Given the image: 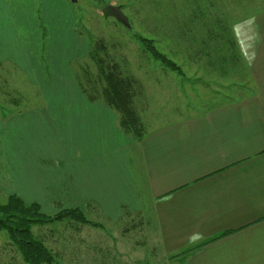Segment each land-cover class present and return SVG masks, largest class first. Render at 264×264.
Instances as JSON below:
<instances>
[{"label":"crops","instance_id":"0c3cea01","mask_svg":"<svg viewBox=\"0 0 264 264\" xmlns=\"http://www.w3.org/2000/svg\"><path fill=\"white\" fill-rule=\"evenodd\" d=\"M2 5L0 66H12L0 68L3 202L16 196L48 216L77 209L92 222L87 215H95L97 226L67 223L78 231L67 237L82 244L92 238L96 263L142 264L159 255L177 264H264V13L234 24L253 93L201 113L183 100L174 118L168 113L158 125L144 124L137 139L121 127L119 111L83 89L78 68L59 47L50 44V62H31L15 3ZM90 58L89 52L83 63ZM14 66L9 91L2 70ZM152 66L136 78L142 118L154 116L167 77L173 82L171 70ZM174 82L178 96L188 97L185 82ZM107 226L113 237L102 234ZM32 232L55 262L68 260L60 239L46 243L58 232L38 226Z\"/></svg>","mask_w":264,"mask_h":264},{"label":"rangeland","instance_id":"374dc122","mask_svg":"<svg viewBox=\"0 0 264 264\" xmlns=\"http://www.w3.org/2000/svg\"><path fill=\"white\" fill-rule=\"evenodd\" d=\"M4 1L0 0V10H4L2 5ZM8 1L14 2L17 8L16 14L21 22V25H19L21 27L20 37L25 42L24 49L27 47V51H29L31 62L35 64L39 60L50 62V59L52 60L54 56V49L51 47H59L58 51L63 50L64 59L69 56L78 68L74 74H76L82 87H86L88 78L99 80L98 66L100 64L95 61L96 59L100 60L101 55H103L102 59L105 60V62L102 61L105 67L106 65L112 66V63L117 65L120 63L128 75L131 74L141 80L147 68L153 70L152 65H160L161 62L152 59L151 55L136 40L135 36L154 40L156 48L175 64L176 69L172 71L166 67L173 73V82L168 77L164 81L166 90L160 95L158 94V97L155 98L156 101L153 102L155 108V111H153L154 116L140 117L142 126L148 122L158 125L167 119L168 113L174 118L175 110L172 111V109H179V112H181V109L185 107L183 100L187 105L194 106L198 112H202L222 103L234 101L255 91V85L249 81V75H244V72L247 73V66L242 63V60L235 64L232 61L224 62L223 59L217 57L206 56L202 61L196 58L192 59L188 55L190 52H188L184 41L180 37L182 35L180 28L182 27L183 18L189 10L195 7L212 5L216 8L213 11L214 18L222 14L224 16L229 15V23H232L230 26L235 37L234 24L239 20L251 18L256 12L257 15L264 13V0H77L76 3H72L71 0H69L70 3H67L66 0H62L60 3L56 0L53 2L40 0L38 5L35 0ZM108 6L120 7L128 18L132 29L126 28L114 18H106L103 10ZM13 13L10 12L11 15ZM4 14L1 11V15ZM9 40L13 41V37H10ZM98 44H102L107 48L108 59H106L107 54L96 52L97 47H100ZM89 52L91 56H94L93 53L96 54L95 59L90 58L89 62L83 63L82 58L89 55ZM40 57L42 58L40 59ZM240 57L242 59V56ZM229 58L231 57L229 56ZM111 59L114 61L111 62ZM19 64L25 65L23 61ZM221 66L224 69L218 70ZM2 67L12 66L1 65L0 68ZM2 71L7 78L6 87L11 91L13 89L11 85L13 78L19 70L14 66L12 69ZM107 71L109 70L107 69ZM223 71L226 74L222 76L221 72ZM147 77L151 78V76ZM174 78L176 81L181 78L182 82H185L189 93L187 94L188 97L178 96ZM10 80L11 84L8 85ZM16 81L19 83L21 80ZM3 82L5 83V81ZM171 84H173L174 92H172ZM97 86L99 89L102 88V85ZM93 88L94 90L90 89L88 85L86 87L90 93L97 91L95 87ZM135 93V102L138 103L139 90H135ZM97 98L100 97L98 96ZM138 112L142 113L141 110H138ZM145 115H147V111ZM7 201L3 202V199H0V206L6 204ZM41 213L44 214L42 211ZM58 214L46 215L52 219L47 224L53 223L52 225H34L38 226L39 229L46 227V230L50 229L58 232L57 235L53 234L46 241V243L50 244L52 238L61 240L60 249L65 252L68 260L64 263L57 262V264L115 263L111 261L94 262L95 253L93 242H91L92 238L90 240L86 238L88 241L85 240L84 244H82V241L77 238L73 240V238L67 237V235L72 234L78 235V231L76 233L72 232L67 225L70 221L73 223L74 220L67 217L58 220L55 217ZM87 216L92 222L98 219L93 214ZM59 223L63 224L59 226ZM131 228L132 225L129 226V230H132ZM107 230L108 233L102 234L109 238L113 237V231H110L108 226ZM59 233L61 234L59 235ZM135 233L138 234L139 231L135 230L133 234ZM5 239L7 241L8 236ZM89 242L92 244L90 247L88 246V244L90 245ZM143 252L146 253V249ZM177 263L158 255V258L142 264ZM12 264H23V262L22 260H13Z\"/></svg>","mask_w":264,"mask_h":264},{"label":"trees","instance_id":"16d2710c","mask_svg":"<svg viewBox=\"0 0 264 264\" xmlns=\"http://www.w3.org/2000/svg\"><path fill=\"white\" fill-rule=\"evenodd\" d=\"M214 10L216 8L212 5L189 10L183 18L180 37L192 59L196 58L202 61L208 56L237 64L242 59L230 26L232 23H229L230 17L218 14L219 17L214 18ZM135 38L152 59L161 62L163 66L172 71L176 69L175 64L156 48L154 40L141 36H135ZM98 46L100 47H97V53L107 54V48L104 45L98 44ZM93 54L94 56L91 57L95 59L96 54ZM102 58L103 55L100 60L96 59L95 61L100 64L98 66L99 80L88 78L86 87L88 85L92 90L95 87L97 91L91 92V94L98 95L104 103L119 111L121 127L132 133L135 138L141 139L145 130L141 125L138 105L135 102V90H140V86L137 85L136 78L131 74L128 75L120 63L118 65L120 64L121 67L116 63L105 67L103 63L105 60ZM108 58L107 54L106 59ZM112 61L114 60L111 59ZM97 85H102V88L99 89ZM83 89L86 88L83 87ZM40 210L41 207L38 204H26L16 196L9 197L7 203L0 206V233L5 232L8 236V242L1 247L0 264H12L13 260H22L23 264H57L44 244L33 236L32 227L34 225H47L52 221ZM55 217L58 220L67 217L77 222L97 226L77 209L63 211Z\"/></svg>","mask_w":264,"mask_h":264},{"label":"water","instance_id":"95a60500","mask_svg":"<svg viewBox=\"0 0 264 264\" xmlns=\"http://www.w3.org/2000/svg\"><path fill=\"white\" fill-rule=\"evenodd\" d=\"M72 3H76L77 0H71ZM103 14L106 18H114L117 22L122 24L128 29H132L131 25L129 23L128 18L126 15L123 13L122 9L120 7H114V6H108L103 10Z\"/></svg>","mask_w":264,"mask_h":264}]
</instances>
